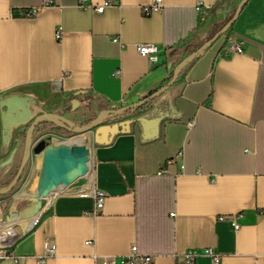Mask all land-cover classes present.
<instances>
[{
  "label": "crops",
  "instance_id": "obj_1",
  "mask_svg": "<svg viewBox=\"0 0 264 264\" xmlns=\"http://www.w3.org/2000/svg\"><path fill=\"white\" fill-rule=\"evenodd\" d=\"M48 1L0 0V99L31 89L34 116L49 123L44 116L58 114L82 130L103 106L156 93L144 112L155 105L157 121L95 134L85 147L86 184L104 195L100 213L92 216L94 198L65 190L75 179L66 181L0 264H38L46 243L55 255L44 264H94L133 245L151 264H185L193 251L194 264H264V0H162L148 17L141 8L151 0H86L85 8L81 0ZM105 1L114 5L95 13ZM29 9L36 14L23 17ZM222 33L244 54H217L219 40L191 62ZM139 45L156 46L157 61L140 56ZM174 73L184 86L175 105L160 94ZM160 103L171 118L153 115ZM86 109L92 119L78 122Z\"/></svg>",
  "mask_w": 264,
  "mask_h": 264
},
{
  "label": "rangeland",
  "instance_id": "obj_2",
  "mask_svg": "<svg viewBox=\"0 0 264 264\" xmlns=\"http://www.w3.org/2000/svg\"><path fill=\"white\" fill-rule=\"evenodd\" d=\"M197 59L196 53L191 57V62ZM178 81L179 74L174 73L162 84L163 90L160 92L161 97L163 96L174 105L184 91V86L180 85ZM31 93H33L31 89L18 90L9 93L7 98L0 99V239L2 240L0 249H3L2 245H8L10 247L6 250L7 252L19 238L27 234V232L22 233L20 223L17 221L29 217L35 211L41 212L45 203H49L46 198L25 196L29 189L37 185L43 178L42 176L46 175L42 173L45 165L42 153L48 147L55 143L58 147L64 145L67 149L71 144L85 148L91 145L93 137L98 132H104L107 129L113 135L125 134L132 131L130 127L136 121L145 125L146 123L154 125L153 123L157 121L151 118L155 105H152L146 112L135 116L127 115L122 110V107L129 106V104L117 107L105 105L102 107L101 113L110 117L109 123L104 122L101 125L89 126L80 131L69 133L59 130L50 123L51 121L45 123L41 118L42 115L36 117L31 113V108L26 103ZM16 101L18 104H14ZM113 111L116 113L111 114ZM86 119H92L89 109L85 110L84 115L77 117L78 122H85ZM30 125H34L33 135L30 145L26 146L25 135L27 136L30 132L28 129ZM41 143L45 145L43 152L37 150ZM65 154L66 151L63 155ZM87 182L88 179L80 176L72 181L65 190L74 188L80 191ZM10 186L12 187L10 188ZM3 191L7 192L2 193ZM37 202L42 203L40 210L36 207Z\"/></svg>",
  "mask_w": 264,
  "mask_h": 264
},
{
  "label": "built area",
  "instance_id": "obj_3",
  "mask_svg": "<svg viewBox=\"0 0 264 264\" xmlns=\"http://www.w3.org/2000/svg\"><path fill=\"white\" fill-rule=\"evenodd\" d=\"M48 1V0H45ZM49 2V1H48ZM85 2L86 0H81L79 3L80 8H85ZM114 5L113 2L110 1H105L100 5H97L94 7V11L97 14H102L103 11L109 7H112ZM162 7V0H151V3L149 5L143 6L141 8L142 15L144 17H148L152 15L153 13L159 11V9ZM36 14L35 9H29L23 13V17L26 18H31ZM56 39H59L60 37V32L57 31L55 34ZM220 42V45L218 46L216 53L221 54L222 56L224 55H242L244 54V46L241 42L231 40L229 37L225 36L223 33L219 35V37L213 41H210L204 48L197 53V56H201L204 53H206L208 50H210L213 46L217 44L218 41ZM111 43L113 44H119V39L117 37H113L110 39ZM137 52L140 56L148 58L152 63H155L157 61V54H158V49L156 46L153 45H139L137 48ZM117 74V73H116ZM51 122H53L55 125H57L60 128L63 129H68L70 131H79V129L76 128L74 124H72L70 121L62 117L61 115L58 114H50L47 117ZM110 117L106 114H101L99 115L92 123L90 126H97L101 125L104 123L107 119ZM195 126V120L192 119L187 123V128L192 129ZM29 138L28 137V146H29ZM182 152L178 153V157H181ZM171 163V162H169ZM180 170H183V167L180 166ZM7 191H3L2 193H6ZM79 194L82 197H93L95 200V205L94 209L91 212L92 216H96L100 213L102 207H103V202H104V195L103 193L99 192L95 186L91 185V187L87 190H81L79 191ZM171 217L174 216V214L170 215ZM39 218L33 223L30 231L32 230L33 227H35L38 222ZM236 219H231L232 225L234 227V230L237 231L240 226L237 224L235 221ZM29 231V232H30ZM28 233V232H27ZM88 244V243H87ZM10 246L6 245L5 248L0 249V259L7 258L10 256L9 252L6 250ZM205 255H208L209 257H212L214 252L210 249L203 251ZM55 255V247L54 245L50 243L45 244V251H44V256L38 260V264H44L46 259L49 257H52ZM197 257V252H189L185 254L182 258L185 262V264H194V261ZM154 261V257L152 256H146V255H140L137 251V247L135 245L131 246L128 254L125 256L121 257H94V264H151ZM212 264H219L218 259H213Z\"/></svg>",
  "mask_w": 264,
  "mask_h": 264
},
{
  "label": "water",
  "instance_id": "obj_4",
  "mask_svg": "<svg viewBox=\"0 0 264 264\" xmlns=\"http://www.w3.org/2000/svg\"><path fill=\"white\" fill-rule=\"evenodd\" d=\"M226 57H229V55H226ZM78 105V102H73L71 110L75 111ZM47 117L48 115L44 116V119L49 120ZM33 128L34 125L31 126L30 132L33 130ZM30 132L28 133V136L30 135ZM37 150L39 152H43L45 150L44 143H41ZM89 163L90 160L85 148L75 144H71L68 149H66L65 155H55L52 158L50 177L46 183L42 196L46 197L49 191L58 192L63 182L78 178L86 170V166ZM11 187L12 186H10V188ZM36 207L38 210H40L42 208V203L37 202Z\"/></svg>",
  "mask_w": 264,
  "mask_h": 264
},
{
  "label": "bare ground",
  "instance_id": "obj_5",
  "mask_svg": "<svg viewBox=\"0 0 264 264\" xmlns=\"http://www.w3.org/2000/svg\"><path fill=\"white\" fill-rule=\"evenodd\" d=\"M200 57V56H199ZM66 146H60L58 147L57 145H55V143L48 147L42 154L44 156V161H45V165H44V168H43V174L45 173L46 175L42 176L43 178L41 179V181L37 184V185H34L32 186V188L29 189V191L26 193L25 196H29V197H40V198H46V200L50 203L53 195L57 194L59 191L62 190L65 182H63L62 186L60 187V190L58 192H52V191H49L48 192V195L46 197H43L42 196V193L45 189V186H46V183L50 177V171H51V166H52V158L55 156V155H60V156H63V154L65 153L66 151ZM90 167V163L86 166V170L82 173L85 175V178L88 179L89 176H90V170L88 169ZM42 174V175H43ZM92 184H86L84 185L81 190H87L91 187ZM80 190V191H81ZM49 203H45L43 209L47 208L49 206ZM40 212H33L29 217L23 219V220H18L17 222L20 223V226H21V231L22 233H26L28 232L33 223L38 219L37 217L39 216ZM11 225V224H10ZM9 234V233H7ZM15 235V234H14ZM12 235V236H14ZM11 236V237H12ZM17 237V236H16ZM10 239V238H8ZM2 240L0 239V242ZM4 243V242H2ZM6 245V244H5ZM2 248H5V246H1Z\"/></svg>",
  "mask_w": 264,
  "mask_h": 264
},
{
  "label": "trees",
  "instance_id": "obj_6",
  "mask_svg": "<svg viewBox=\"0 0 264 264\" xmlns=\"http://www.w3.org/2000/svg\"><path fill=\"white\" fill-rule=\"evenodd\" d=\"M155 94L147 96L146 98H144L143 100H141L137 104L130 105V106H124V107H122V110L125 111L127 114H136V112L142 113V112H144V109L146 107H148V105L153 104L156 101L157 96ZM115 113H116V111H113V113H111V114H115ZM153 115L155 117H159V118L160 117L161 118L162 117L171 118L172 117V111H171L170 105L168 103L158 104ZM28 128H30V126Z\"/></svg>",
  "mask_w": 264,
  "mask_h": 264
}]
</instances>
